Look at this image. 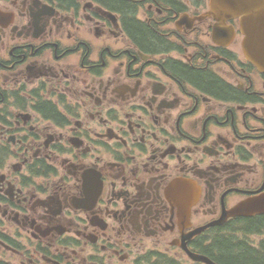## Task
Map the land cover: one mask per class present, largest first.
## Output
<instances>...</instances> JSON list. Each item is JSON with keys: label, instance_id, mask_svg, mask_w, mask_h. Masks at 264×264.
<instances>
[{"label": "flooded vegetation", "instance_id": "flooded-vegetation-1", "mask_svg": "<svg viewBox=\"0 0 264 264\" xmlns=\"http://www.w3.org/2000/svg\"><path fill=\"white\" fill-rule=\"evenodd\" d=\"M209 10L0 0V264L264 260V73Z\"/></svg>", "mask_w": 264, "mask_h": 264}, {"label": "water", "instance_id": "water-1", "mask_svg": "<svg viewBox=\"0 0 264 264\" xmlns=\"http://www.w3.org/2000/svg\"><path fill=\"white\" fill-rule=\"evenodd\" d=\"M208 16L221 22L215 29H221L229 20L240 18L245 34L244 51L248 59L264 73V0H211ZM242 206L236 210V214H264V195Z\"/></svg>", "mask_w": 264, "mask_h": 264}, {"label": "trees", "instance_id": "trees-1", "mask_svg": "<svg viewBox=\"0 0 264 264\" xmlns=\"http://www.w3.org/2000/svg\"><path fill=\"white\" fill-rule=\"evenodd\" d=\"M107 1H111V0H107ZM120 3L122 2H114L113 6L119 7ZM133 26H134V29L138 33L137 36H139V38L142 37V39L144 40V44L147 47H151V43L153 45L155 44L154 42L155 39L153 38V36L149 35V31L146 26L140 23H137V22H133ZM188 72L196 83H200L202 84V86H205L214 92L221 93V91H223V89L218 85V82H216V79L214 80L213 78L210 77V75L204 74V73H196L190 70ZM226 91L227 89L225 88V93ZM251 222L255 223L254 221H251ZM249 225L252 226L251 224ZM221 249L224 252V262L225 263H228V264H237V263L238 264H264L263 259L256 258V255L252 252L250 253L245 252L243 248H239L238 249L239 253H236L233 247H231V244L229 245L227 243H223Z\"/></svg>", "mask_w": 264, "mask_h": 264}]
</instances>
